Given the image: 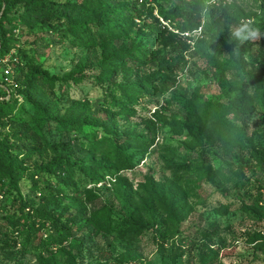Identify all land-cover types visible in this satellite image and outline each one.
Instances as JSON below:
<instances>
[{
	"label": "rangeland",
	"instance_id": "obj_1",
	"mask_svg": "<svg viewBox=\"0 0 264 264\" xmlns=\"http://www.w3.org/2000/svg\"><path fill=\"white\" fill-rule=\"evenodd\" d=\"M7 1L14 6L8 11L3 0L0 9V20L6 14L0 27V51L5 50L0 100L17 106L11 113L0 112V151L5 147L10 156L0 161L4 169L11 168L9 174L0 172V264H264V253L251 244L264 233V220L252 211L264 212V107L254 103L250 113L228 116L231 126L253 137L262 162L250 150L226 154L195 132L177 136L170 128L192 126L200 108L227 106L244 93L252 95L264 73V39L234 55L230 38L223 46L217 34L239 22L220 19L219 6L202 13L203 0H105L99 9L84 0ZM229 5L257 14L242 21L264 33V15L252 0ZM144 6L175 34L158 10L182 7L185 20L201 18L205 37L199 29L180 34V44L171 45L155 36L157 23L147 11L134 18L129 35L91 47L68 24L94 26L103 17L119 19ZM137 52L146 55L137 66L111 72L99 68L107 57ZM38 71L56 82L51 88L36 79L37 97L52 107L51 122L42 132L21 94ZM68 76L69 86L62 85ZM136 83L146 86L147 96L134 99L132 114L108 105L120 86ZM72 119L82 132L48 136L49 126L54 131ZM104 128L148 142L125 147L135 155L133 170L110 176L97 172L95 164L108 169L111 163L93 156L84 133L102 138ZM241 183L246 189L238 187ZM221 208L228 209L226 216L217 213ZM135 211L148 228L140 244L122 241L94 223L98 212L120 218ZM70 218L76 222L63 224ZM6 244L12 248L6 250Z\"/></svg>",
	"mask_w": 264,
	"mask_h": 264
},
{
	"label": "trees",
	"instance_id": "obj_2",
	"mask_svg": "<svg viewBox=\"0 0 264 264\" xmlns=\"http://www.w3.org/2000/svg\"><path fill=\"white\" fill-rule=\"evenodd\" d=\"M7 10H11L13 8V4L9 3L7 0ZM165 1V0H162ZM167 1V0H166ZM257 6H259L260 12L264 15V0H252ZM105 0H84L85 4L93 8H102ZM35 2L32 1L31 4ZM3 4V0H0V9ZM39 3H36L38 5ZM223 11L220 19L227 20L233 19L237 22L242 20H249L255 15H249L242 11L236 5L225 4L223 1H220V6L218 7ZM150 13V16L153 17L154 9L150 7H142L135 12H131L130 14H125L119 19L113 18L108 19L103 17L101 23H97V25L91 26L89 23L79 24L76 23H68L70 25V30L76 34V37H82L88 40V45L91 47L94 46H103L105 47L107 44L111 43V41L118 40L122 38L124 35H129L132 31L136 23L134 18L138 15L139 18H142L146 12ZM159 16L163 22L167 23V27L172 30L178 32L175 34L172 31H169L168 28L163 27L158 19L156 21V35L161 38L163 41H168L171 45H179L180 34H192L194 31L201 29V34L203 38L205 37V32L202 28V20L201 18H197L193 21L185 20L184 18V9L182 7H174V8H164L160 6L158 10ZM6 14L0 20V27L2 26V22L5 18ZM187 17L193 18L191 14H187ZM258 17V16H257ZM49 20V18L45 19ZM34 31V30H32ZM217 38L221 40L223 46H227V40L230 38L228 31H218ZM109 42V43H108ZM202 42V41H200ZM5 50L0 51V57L4 56ZM146 55L144 52H137L135 54H124L121 57H107L103 59V61L99 64V68L103 72H111L117 71L120 68H128L132 66H137L136 62H140ZM263 72L258 77L259 84L256 86V91L252 95L242 94L238 100V102H232L230 105H208L205 109L200 108L197 113V120L191 126L188 124H171L170 128L173 130L174 134L177 136L183 135V133L187 130L190 134L193 132L199 134L202 138L207 141L220 145L226 154L234 153L235 149L239 148L241 151H251V156L262 162L263 157H259V153L253 146V137L248 136L246 131L243 128H238L230 125L229 114L232 111H240L241 113H250L254 108V103H258L264 107V78ZM36 79L39 80V83L43 86L48 85L51 88H55L56 82L53 80H49L45 77V74L42 71H38L33 75V79L29 80L28 84L21 90V94L25 98L28 103L34 109V118L33 122L38 127L39 131H43V128L46 126V122L50 121L51 116V104L49 102L44 103L42 99L37 97L39 94V86L36 82ZM70 76L63 78L60 80L62 85L69 86ZM78 82V81H75ZM119 93L112 97V99L108 100L109 106H114L116 110L120 114H132L134 111L131 109V105L134 102V99H141L147 96V89L144 84H132L128 86H120ZM152 90H155L154 87H150ZM2 98V97H0ZM16 103L10 104L6 103L5 100H0V112L2 114H8L13 112L16 108ZM116 113L112 111L111 118L114 119L116 117ZM70 121V120H68ZM78 131L82 132V127L79 122L75 119L68 123H63V125L58 124L55 127V130L52 131L51 127L47 129L48 136H56L58 135H66L70 136L74 133H78ZM103 131L106 133L104 137L99 138L96 133H84L86 139H88L91 146V152L94 157L102 156L105 160L111 163V167L105 169L100 166V164H95L98 168L97 172H101L104 176H110L113 174H118L119 172H128L135 168L136 161L135 155L129 154L126 146L130 145H138L142 147H146L148 142L143 137H123L113 133V130H109L104 128ZM60 138H62L60 136ZM59 138V139H60ZM47 139V137H46ZM8 153V149L5 147L1 148L0 158L10 157L6 154ZM11 163L15 161L14 158L10 159ZM4 167L2 165V161H0V172ZM11 168L6 166L4 172L9 174ZM68 181V180H67ZM94 181V179H92ZM238 187L242 189H246V185L241 183L238 184ZM68 187H64L67 189ZM90 194V193H89ZM262 198V195L259 193L257 195V201L259 202ZM161 209L167 212V208L163 205L160 206ZM252 209L254 216L259 218V220H264V212L260 211V209L253 207ZM264 210V209H261ZM221 216H226L228 214V209H219L217 211ZM94 223L99 224L101 229L109 234L117 237L118 239L133 243L140 244L143 243L148 235V228L145 225L144 218L139 212H134L133 214L123 216L120 218H113L112 215L106 217L105 213L98 212L94 216ZM102 220V221H101ZM76 222L75 219L70 218L65 221L63 224H69ZM13 226H16V223H11ZM251 244L255 246L257 251L264 253V233L259 232L256 234L254 238L251 240ZM6 247V250H10L8 244L3 245Z\"/></svg>",
	"mask_w": 264,
	"mask_h": 264
},
{
	"label": "clouds",
	"instance_id": "obj_3",
	"mask_svg": "<svg viewBox=\"0 0 264 264\" xmlns=\"http://www.w3.org/2000/svg\"><path fill=\"white\" fill-rule=\"evenodd\" d=\"M232 0H224L225 4H230ZM214 6H220V0H203L201 8L202 13L207 14ZM230 43L233 46V54L241 56V48L246 44L254 43L258 40L264 39V33L252 27L249 22L240 21L235 27L229 28Z\"/></svg>",
	"mask_w": 264,
	"mask_h": 264
},
{
	"label": "built area",
	"instance_id": "obj_4",
	"mask_svg": "<svg viewBox=\"0 0 264 264\" xmlns=\"http://www.w3.org/2000/svg\"><path fill=\"white\" fill-rule=\"evenodd\" d=\"M201 33V32H200ZM263 206H264V201H263Z\"/></svg>",
	"mask_w": 264,
	"mask_h": 264
}]
</instances>
